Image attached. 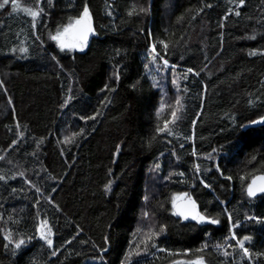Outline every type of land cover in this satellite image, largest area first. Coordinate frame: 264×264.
<instances>
[{
    "label": "trees",
    "instance_id": "trees-1",
    "mask_svg": "<svg viewBox=\"0 0 264 264\" xmlns=\"http://www.w3.org/2000/svg\"><path fill=\"white\" fill-rule=\"evenodd\" d=\"M17 4L0 9V264H264V193L247 194L264 173V0ZM182 193L205 222L175 213Z\"/></svg>",
    "mask_w": 264,
    "mask_h": 264
},
{
    "label": "snow or ice",
    "instance_id": "snow-or-ice-1",
    "mask_svg": "<svg viewBox=\"0 0 264 264\" xmlns=\"http://www.w3.org/2000/svg\"><path fill=\"white\" fill-rule=\"evenodd\" d=\"M10 2L12 3L14 10L18 7L17 0H2V2H0V9H3ZM38 2H39V0H38ZM50 2H51V0H49V3ZM243 2H244V0H240L241 5L243 4ZM23 11L27 12L29 15H31L33 17H36V16H38L40 14V12L43 11V9H40L39 12H36V11H32L30 9L25 8V9H23ZM141 11H146V10L145 9H141ZM131 14H133V13L130 12L129 15H131ZM238 14L239 13H237V15ZM75 24L79 26V38L81 40H86L87 39V34L92 31V28H91V14L89 12L87 4H85L83 12H82L81 16L75 21ZM70 27H71V25H69L68 27H65L62 32L58 31L55 36L51 37L53 40H57V41L60 42V47L62 49L63 48H68V47H77L78 46L75 43L69 44L63 39V37L69 32V28ZM153 48H155V46H153ZM20 51L24 52V51H26V49L21 48ZM252 54H255V53H252ZM155 58L156 57L154 56L153 59H155ZM164 63L167 64V61H164ZM188 71H191V70L189 69ZM117 79H118V76H117ZM105 87H107V85ZM177 103H179V101H177ZM172 115H173V117H175L176 113L173 112ZM91 119H95V117H91ZM252 123L253 124H255V123H264V117H262L259 121H253ZM158 131L159 132H163V131H165V129H158ZM81 132H83V130H81ZM169 134H171V133H169ZM75 135H77V134L74 133L73 137ZM64 142L65 143H70V142H72V140L69 137H65L64 138ZM0 159H2V157H0ZM259 179L260 180H264V177H260ZM254 185H256V180H253L252 184H250L248 186V189H247L248 196H250V197L256 196L258 192L259 193H264V185L259 186V187H254ZM37 191H39V189H37ZM181 214H183V213H181ZM189 214H191V213H189ZM185 218L187 219V216H185ZM192 219H199V221L205 222L207 218L204 217V216L192 215ZM208 222H210L212 224L218 223L217 220H210ZM47 225H48L47 221H42L41 222V228L42 229H47L46 232L45 231H41V237L44 240H46L48 245H52L53 241L49 238L50 235H51V228H48ZM233 238H235L234 234H233ZM249 239H250V237H245L244 239L238 241L240 248L243 249V251H244V253L246 255L248 254V249L244 247V243H245L246 240H249ZM22 244H24L23 240L17 242L16 247L20 248ZM53 255H55V253H53Z\"/></svg>",
    "mask_w": 264,
    "mask_h": 264
},
{
    "label": "water",
    "instance_id": "water-1",
    "mask_svg": "<svg viewBox=\"0 0 264 264\" xmlns=\"http://www.w3.org/2000/svg\"><path fill=\"white\" fill-rule=\"evenodd\" d=\"M91 28H92V31L87 34V39L83 40V42L88 43V44L91 41L92 35L94 33V29H95V25L93 22L91 23ZM260 119H258L256 121H259ZM255 124L258 125L261 123H255ZM260 177H264V173L257 174L251 180L250 184H252L253 180H256V185H254V187H259V186L264 185V180H260L259 179ZM257 194H260V193L258 192ZM174 211L178 216H180L184 219H186L185 216H187V220H197V219H192V215L201 216L199 207L191 196H187L186 198L178 200L174 204ZM181 213H183V214H181ZM189 213H191V214H189ZM39 237H41V231H40Z\"/></svg>",
    "mask_w": 264,
    "mask_h": 264
},
{
    "label": "rangeland",
    "instance_id": "rangeland-1",
    "mask_svg": "<svg viewBox=\"0 0 264 264\" xmlns=\"http://www.w3.org/2000/svg\"><path fill=\"white\" fill-rule=\"evenodd\" d=\"M18 8L19 9H21L19 6H18ZM34 11V10H33ZM36 11V10H35ZM37 12V11H36ZM68 27V26H67ZM63 30H61L60 32H62ZM71 34H72V29H71V27L69 28V32L63 37V39L67 42V43H69V44H72V43H77V41H75V40H73V38H71ZM188 195L186 194V193H182V194H180L179 196H177L176 197V199L174 200V204L178 201V200H180V199H183V198H186ZM48 226V228H50L49 227V225H47ZM41 231H47V229H42L41 228ZM51 237H52V234L50 235V239H51ZM185 260H183L182 262H184ZM191 262V261H190ZM185 263V262H184ZM191 263H194V264H208L205 260H203V259H197V260H195L194 262H191Z\"/></svg>",
    "mask_w": 264,
    "mask_h": 264
}]
</instances>
